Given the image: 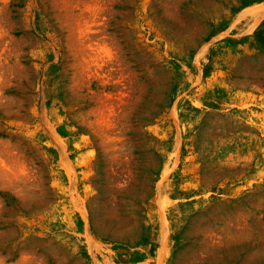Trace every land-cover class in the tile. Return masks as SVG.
I'll use <instances>...</instances> for the list:
<instances>
[{
	"label": "rangeland",
	"instance_id": "1",
	"mask_svg": "<svg viewBox=\"0 0 264 264\" xmlns=\"http://www.w3.org/2000/svg\"><path fill=\"white\" fill-rule=\"evenodd\" d=\"M0 264H264V0H0Z\"/></svg>",
	"mask_w": 264,
	"mask_h": 264
}]
</instances>
